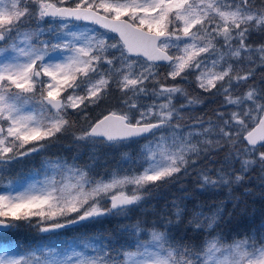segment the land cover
<instances>
[{
  "label": "snow or ice",
  "instance_id": "obj_1",
  "mask_svg": "<svg viewBox=\"0 0 264 264\" xmlns=\"http://www.w3.org/2000/svg\"><path fill=\"white\" fill-rule=\"evenodd\" d=\"M74 22L96 27L76 31L69 27ZM32 24L35 31H21ZM256 32L264 33V0H0V165L42 152L65 134L107 144L154 136L185 108H176L173 100L185 93L181 82L191 76L203 92L222 97L213 125L216 147L227 150L226 161L240 164L239 172L220 169L216 179L198 173L201 186L239 183L256 165L264 172V75L257 80L255 71L257 60L264 68V43L253 47L250 37ZM9 40L10 57L2 47ZM161 68L167 69V84L160 79ZM114 92L117 108L76 135L73 114L87 117ZM149 97H155L152 104L138 102ZM29 101L39 113L25 108ZM172 147L162 149L159 158L146 148L143 163L149 166L138 175L90 182L77 170L75 183L53 178L38 190L31 185L15 195L0 194V234L19 221L51 233L123 213L145 198L138 192L150 194L160 183L190 173L196 163L192 156L200 155L196 145ZM125 185L134 186L131 194L112 191ZM180 215L175 213L177 221ZM172 225L168 220L150 227ZM151 237L152 243L124 253L125 259L131 264H264V244L239 241L224 255L213 241L201 256L189 247H165L163 231L153 230ZM97 243L79 245L82 251L72 247L71 255L48 245L42 260L35 251L19 253L13 242H0V264H119ZM88 248L96 254H88Z\"/></svg>",
  "mask_w": 264,
  "mask_h": 264
},
{
  "label": "trees",
  "instance_id": "obj_2",
  "mask_svg": "<svg viewBox=\"0 0 264 264\" xmlns=\"http://www.w3.org/2000/svg\"><path fill=\"white\" fill-rule=\"evenodd\" d=\"M29 28L35 29L36 26L32 24ZM250 41L259 45L261 41L264 43V33L253 34ZM256 73L258 77L263 75L262 70ZM106 112L89 111L86 119L94 121ZM74 121L72 131L75 133V125L83 126V123L78 114L74 115ZM143 140L120 142L118 149L113 147L116 145L91 141H80L74 146L73 135L65 134L50 142L44 151L9 164L6 175L13 179L23 178L39 169L45 157L52 161H74L82 166H92L98 179L103 178L119 167L123 159H132L129 158L132 157L130 151L136 154L138 151L134 145ZM216 150L198 159L187 176L181 172L178 179L162 182L159 187L150 189V194H143L145 198L137 205L129 206V212L125 210V214L99 217L46 234L26 221L15 222L17 227L0 234V242L11 241L19 253H27L48 245L62 247L72 241L89 243L93 240L106 248L111 256L118 257L119 264H124V253L136 252L138 245L149 244L153 230L165 232L168 238L165 247H189L201 256L212 239H217L223 246L244 240L258 246L264 244V172L251 175L249 170L239 183L202 187L198 177L200 172H207L216 179L222 168L227 173L240 171L239 161H226V156L221 153L223 149ZM174 203L177 207H173ZM177 212L181 214L179 221L175 216ZM168 220L173 221L170 228L150 227ZM209 224H212L211 228ZM197 225L202 227L197 228Z\"/></svg>",
  "mask_w": 264,
  "mask_h": 264
},
{
  "label": "rangeland",
  "instance_id": "obj_3",
  "mask_svg": "<svg viewBox=\"0 0 264 264\" xmlns=\"http://www.w3.org/2000/svg\"><path fill=\"white\" fill-rule=\"evenodd\" d=\"M52 2H55V0H52ZM49 26L55 27L56 25L55 24L42 25V27L45 30H47ZM69 27H73V30H76V31H83L86 27L90 28V27H95V26L88 25L86 23L74 22V24L69 25ZM35 30L36 28L35 29L27 28V29H22L21 31H35ZM260 33L261 32H256L254 33V35H257ZM23 39L24 37L21 36L17 38L15 42L19 43ZM250 42H252L254 48L260 46L259 44H255L253 41H250ZM260 43H262V41ZM12 45H13V40H9L7 44L2 46L4 49L7 50L6 55H8L9 57L13 54L11 52ZM257 70H262V74L264 75L263 73L264 68L259 67L258 60H257V65L255 67V71ZM166 71H167L166 68L160 69V79L165 84L169 83L168 80L164 79L166 75ZM259 78L260 77L257 76V80H259ZM188 80L189 82H181L182 87L185 89V93L177 94L175 96V99L173 100V104H175L176 108H180L181 105H185V108L183 109V111L177 113L176 118L173 120L170 126H166L162 130L158 131L154 136L152 135L151 137L144 139L142 142H140V144L134 145V149H137L138 152H136L135 154L130 151V156L132 157H129V158H132V159H128L126 161L125 159H123L119 167L115 168V170H113L108 175L103 176V178L101 177L98 179V177L94 174L92 166H88V165L82 166L74 161H69V162H65L63 160H53L52 161L51 159L44 157L42 158V163L40 165V168L34 169L31 173H29L26 177H23V178L13 179L9 177L8 175H6L7 167L9 166V164L0 165V194H7L10 192L11 194L15 195V194H18L20 191H24L31 185H35V189L38 190L43 184L50 183L53 178H55L57 181L63 180L65 182L70 181L72 183H75L78 177H76L73 173L77 170L83 173L85 179L89 180L90 182L102 180L103 182L108 183L111 181L113 177L122 178L124 176L138 175L143 171L144 168L149 166L148 164L143 163V161L147 158L145 155L142 154L146 151V148H151L152 151L156 153L157 158H159L162 149L175 150L172 147L174 144L178 147L182 143L191 141V143L196 145V147L200 151L199 156H195V155L192 156V159L196 161L214 152L217 149L215 142L218 136V128L213 127V125L218 123L215 119V113L218 109L221 108L222 97L203 92L193 83L195 80V77L190 76ZM185 96L187 98H185ZM154 100H155V97H149V98H141L138 102L143 105H149V104H152ZM188 100H195L196 103L192 105H188ZM118 103H119V93L114 92L110 97H108L98 107H92L88 110V112L89 111L99 112L103 110H107L108 112L109 110L116 109L118 106ZM25 108L28 110H34L37 113L40 112L39 107L36 104H34L32 101H29V103L25 105ZM74 115L75 114H73V119H74ZM87 117L80 115L81 123H83V126L80 124L75 125L76 135L81 134L79 129H83L87 127V124L90 122L86 119ZM201 121L204 122L203 127L200 126ZM190 132L193 133L192 136L188 135ZM79 142L80 141L75 140L73 143L74 146H76ZM109 145H116V146H113L115 149L119 148L117 144H109ZM221 153L224 156H226L227 150H222ZM150 154L151 153H149V155ZM128 155L129 153L127 154V158H128ZM123 156L126 157L125 154H123ZM50 161L51 162L58 161L59 164H56V163L50 164L49 163ZM133 161H135V163H133ZM60 165H63V168H61ZM257 167L258 165L253 166L250 169L251 175H253V173L256 175V173L262 172L261 169L258 170ZM89 168H90V171H89ZM68 169H71L72 171L69 172ZM263 177H264V173H263ZM91 186L94 187L95 184L92 183ZM133 187L134 186L132 185H125L123 188L113 189L112 191L117 194L119 191H124L125 194H131L133 191ZM137 194L143 195L145 194V192L141 191V192H138ZM102 203L107 205V199L102 201ZM126 211H128V209H126ZM121 214H125V213L123 212ZM33 226L36 227L35 223H33ZM63 229H59L57 231H60ZM150 240H151L150 243H152L151 235H150ZM213 241H215L218 247H220L221 252H223L224 255H227V252L225 250L228 249L232 245L223 246L218 243L217 239H212L208 241V245L212 243ZM82 244H86V243L72 241L71 244H69L68 246L57 247V249L66 251L68 255H71V252L69 251V249L72 247H75L76 251H82L83 249L79 247V245H82ZM97 247H100L99 243H97ZM46 249H47V246L40 248V249H36L34 251L36 255L39 256L43 260L47 256ZM86 251L88 254H93V255L96 254L92 248H88ZM141 251H143L142 248H141ZM216 257L221 258V259L223 258L221 256V253H216ZM124 264H131V261H128L124 258Z\"/></svg>",
  "mask_w": 264,
  "mask_h": 264
},
{
  "label": "water",
  "instance_id": "obj_4",
  "mask_svg": "<svg viewBox=\"0 0 264 264\" xmlns=\"http://www.w3.org/2000/svg\"><path fill=\"white\" fill-rule=\"evenodd\" d=\"M162 129V128H161ZM160 130V129H159ZM150 135V134H149ZM149 135H146V136H142V137H137V138H132V139H130V140H137V139H141V138H145V137H147V136H149ZM130 140H128V141H130ZM5 231H8V230H5Z\"/></svg>",
  "mask_w": 264,
  "mask_h": 264
}]
</instances>
